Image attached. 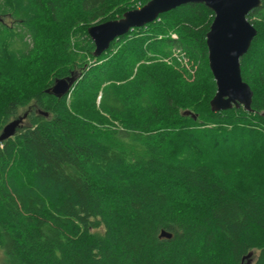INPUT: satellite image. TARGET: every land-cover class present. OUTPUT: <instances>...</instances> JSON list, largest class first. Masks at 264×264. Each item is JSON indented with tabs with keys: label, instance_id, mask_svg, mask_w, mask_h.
I'll return each mask as SVG.
<instances>
[{
	"label": "trees",
	"instance_id": "obj_1",
	"mask_svg": "<svg viewBox=\"0 0 264 264\" xmlns=\"http://www.w3.org/2000/svg\"><path fill=\"white\" fill-rule=\"evenodd\" d=\"M121 2L0 0V135L28 110L0 142V264H264V0L240 59L249 112L210 110L204 5L94 58L87 30ZM20 65L23 92L5 80ZM71 73L66 95L46 92Z\"/></svg>",
	"mask_w": 264,
	"mask_h": 264
},
{
	"label": "water",
	"instance_id": "obj_2",
	"mask_svg": "<svg viewBox=\"0 0 264 264\" xmlns=\"http://www.w3.org/2000/svg\"><path fill=\"white\" fill-rule=\"evenodd\" d=\"M262 0H150L139 9L127 11L118 20L107 21L88 28L87 34L94 45L93 57L98 58L109 49L117 38L130 30L151 24L157 18L186 4L204 5L213 13V20L206 34L208 68L215 82L216 92L209 106L211 112H221L242 107L251 111L253 93L242 81L240 59L248 52L256 30L247 21L248 14L261 7ZM78 75L71 73L66 79L55 80L47 90L56 98L66 95L74 85ZM185 113L184 115H187ZM45 117L46 114H43ZM26 118L24 113L5 125L0 142L14 136ZM195 120V117H192ZM160 238L170 239L171 234L162 231ZM253 254L242 258L241 264H251Z\"/></svg>",
	"mask_w": 264,
	"mask_h": 264
},
{
	"label": "rangeland",
	"instance_id": "obj_3",
	"mask_svg": "<svg viewBox=\"0 0 264 264\" xmlns=\"http://www.w3.org/2000/svg\"><path fill=\"white\" fill-rule=\"evenodd\" d=\"M122 1L123 2H121L119 4L120 5V8L126 7V6L127 7H132V9L129 10V11H131V10H135V9H137L139 7V4L136 3L134 0H122ZM169 36L171 38H176L175 34H173V33H170ZM30 68H31V70L29 71V73H35V71H34L35 68H33L32 66H30ZM21 70H22V65L17 66V67H13V69H11V70L8 71L9 73H12V74L7 75V76H10V77H13V78L12 79L5 78V80L7 81V83H10V84L14 80L15 81L14 82V86H15L14 89H16L18 91H21L22 90V92H23L24 75H22L20 72H18V71H21ZM23 72L26 73L28 71L26 70V71H23ZM26 83L28 85V88H31V80H28V81L26 80ZM8 87H10V86H8ZM32 105H33V103H30V106H32ZM26 111H28L27 108H21V109H19L18 112H17V115L15 117L21 116ZM15 117H13L11 120H13ZM114 123L116 125L118 124L116 121Z\"/></svg>",
	"mask_w": 264,
	"mask_h": 264
}]
</instances>
